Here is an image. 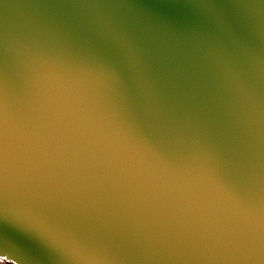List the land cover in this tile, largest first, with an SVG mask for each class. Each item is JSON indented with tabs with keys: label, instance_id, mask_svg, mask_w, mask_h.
Segmentation results:
<instances>
[{
	"label": "water",
	"instance_id": "water-1",
	"mask_svg": "<svg viewBox=\"0 0 264 264\" xmlns=\"http://www.w3.org/2000/svg\"><path fill=\"white\" fill-rule=\"evenodd\" d=\"M0 257L264 264V0H0Z\"/></svg>",
	"mask_w": 264,
	"mask_h": 264
},
{
	"label": "built area",
	"instance_id": "built-area-1",
	"mask_svg": "<svg viewBox=\"0 0 264 264\" xmlns=\"http://www.w3.org/2000/svg\"><path fill=\"white\" fill-rule=\"evenodd\" d=\"M0 264H13V263H11L10 261L6 260L3 257H0Z\"/></svg>",
	"mask_w": 264,
	"mask_h": 264
}]
</instances>
